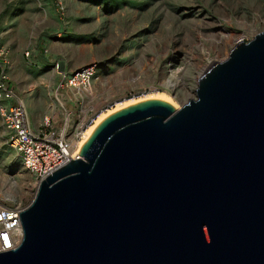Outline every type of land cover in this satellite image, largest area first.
<instances>
[{"label":"water","instance_id":"95a60500","mask_svg":"<svg viewBox=\"0 0 264 264\" xmlns=\"http://www.w3.org/2000/svg\"><path fill=\"white\" fill-rule=\"evenodd\" d=\"M21 221L0 264H264V32L181 108L108 117Z\"/></svg>","mask_w":264,"mask_h":264},{"label":"rangeland","instance_id":"374dc122","mask_svg":"<svg viewBox=\"0 0 264 264\" xmlns=\"http://www.w3.org/2000/svg\"><path fill=\"white\" fill-rule=\"evenodd\" d=\"M262 32L264 0H0V64L34 128L49 117L75 130L159 93L181 108L202 75ZM95 65L88 88L59 89L64 73ZM37 191L0 117V200L29 207Z\"/></svg>","mask_w":264,"mask_h":264},{"label":"built area","instance_id":"2783aa9c","mask_svg":"<svg viewBox=\"0 0 264 264\" xmlns=\"http://www.w3.org/2000/svg\"><path fill=\"white\" fill-rule=\"evenodd\" d=\"M96 68L95 65L73 75L64 73L59 89L66 84L74 90H85L91 85ZM56 69H59V65ZM14 100L15 92L8 73L0 64V117L9 135L10 147L21 156L25 168L35 176L39 187L55 171L80 158V155L73 156L74 146L101 114L79 122L75 130L68 120L61 129L54 128L53 120L49 117L45 118L42 126L34 128L27 108L22 103L14 104ZM113 108L108 107L101 113ZM27 209L28 206L0 200V254L11 252L20 246L23 240L21 214Z\"/></svg>","mask_w":264,"mask_h":264},{"label":"bare ground","instance_id":"6f19581e","mask_svg":"<svg viewBox=\"0 0 264 264\" xmlns=\"http://www.w3.org/2000/svg\"><path fill=\"white\" fill-rule=\"evenodd\" d=\"M171 85V84H170ZM149 100H158V101H162L165 102L167 104L172 105L176 110L179 109V106L176 104V102L173 100V98L167 94V93H159L156 96L150 97L148 98L146 101ZM144 101H127L126 103L123 104H119L117 105V107L113 110L108 112V114H103L101 116H99L97 118V120L95 121V124H93L89 130H87L86 132L83 133V136L80 140V142H78L73 149V156L76 157V155H80L82 148L85 146V144L88 142V140L91 138V136L94 134V132L96 131V129L110 116H112L113 114L120 112L124 109H127L131 106H135L139 103H142Z\"/></svg>","mask_w":264,"mask_h":264}]
</instances>
